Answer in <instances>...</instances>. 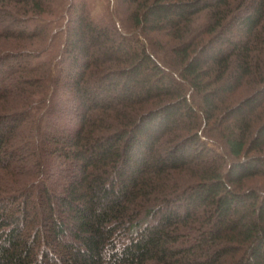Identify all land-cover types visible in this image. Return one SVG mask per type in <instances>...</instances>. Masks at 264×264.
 Wrapping results in <instances>:
<instances>
[{"label": "trees", "instance_id": "obj_1", "mask_svg": "<svg viewBox=\"0 0 264 264\" xmlns=\"http://www.w3.org/2000/svg\"><path fill=\"white\" fill-rule=\"evenodd\" d=\"M0 0V264H264V0Z\"/></svg>", "mask_w": 264, "mask_h": 264}, {"label": "rangeland", "instance_id": "obj_2", "mask_svg": "<svg viewBox=\"0 0 264 264\" xmlns=\"http://www.w3.org/2000/svg\"><path fill=\"white\" fill-rule=\"evenodd\" d=\"M92 9H93V14L96 17H101L106 14V5H107V0H89ZM114 3H118L117 0H113Z\"/></svg>", "mask_w": 264, "mask_h": 264}]
</instances>
